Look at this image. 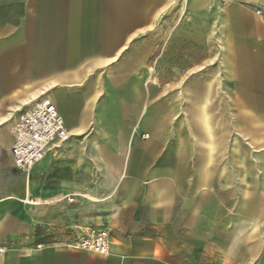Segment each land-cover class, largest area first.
<instances>
[{
  "label": "crops",
  "instance_id": "crops-1",
  "mask_svg": "<svg viewBox=\"0 0 264 264\" xmlns=\"http://www.w3.org/2000/svg\"><path fill=\"white\" fill-rule=\"evenodd\" d=\"M158 39L183 49L185 59L192 46L196 62L224 48L231 64L264 80V0H0V248L7 246L0 264H203L202 227H186L180 207L188 193L184 170L176 174L182 161L157 153L167 139L154 126L150 98L123 96L114 76L101 81L110 94H94L95 73L154 67ZM214 81L205 76L189 92L174 126L191 137L190 187L202 191L210 172L213 184L235 185L232 236L258 239L250 250L264 256V153L250 161L238 139L255 149L264 134L247 131L255 119L215 115ZM40 97L55 106L70 138L25 174L11 158L13 129ZM256 98L245 102L264 104L263 95ZM171 184L186 190L171 192ZM87 227L107 229L108 255L65 247ZM188 239L196 251L187 252ZM45 242L52 245L35 249Z\"/></svg>",
  "mask_w": 264,
  "mask_h": 264
},
{
  "label": "rangeland",
  "instance_id": "rangeland-1",
  "mask_svg": "<svg viewBox=\"0 0 264 264\" xmlns=\"http://www.w3.org/2000/svg\"><path fill=\"white\" fill-rule=\"evenodd\" d=\"M188 16L187 18H189ZM203 26L204 32L207 29L205 25ZM195 28L194 22L187 19V32L192 33ZM169 31H171V26L168 28ZM168 42L164 39L155 40L154 67L150 65L148 69L137 72L95 73L94 80L100 87L94 90V94L96 96L110 94V89L105 90L101 81L104 78L112 79L114 76L118 82L122 83V89H117L122 90L123 96L138 95L150 98V106H153L155 110L154 126L156 129L165 130V139H167L164 145L156 144L157 153L162 152L161 156L164 159H181L182 161L181 167L176 169V174L179 175L184 170L188 193L186 200L181 198L180 207L182 209L186 206L187 209L186 227H202L203 264H264L262 252L250 250V246L256 244L258 239L250 240L246 237L234 239L232 236L235 227H230L229 220L236 218L237 206L239 208V198L234 196L238 192L237 188L233 184H213L217 176L214 172L207 174L208 185L202 191L191 188L189 180L191 179L192 165L195 162L191 137L188 134V128L179 131L174 128L177 119L182 116V109L191 97L189 92L199 90L202 79L211 75L215 77L212 100L214 102L217 100V103H220L219 111H216L215 115L225 114L255 119L257 125H248L247 131L258 128L260 133L264 134V104L245 102L254 99V97L264 96V80L260 79L261 73L254 72L251 80L242 63L234 65L229 62V57L224 54V48L220 47L217 50L219 53L216 52L213 56H203L200 58L202 62H196L199 57L198 51H195L192 46H188L185 50L187 54L185 59L184 50H179L177 46L171 49L166 48ZM188 42L194 43L193 40ZM170 64H172L171 67H186L188 69L186 71H169L167 68L170 67ZM182 92L185 99L179 97ZM261 110L262 112H260ZM93 127L97 128L98 126L95 124ZM238 139L242 146L249 151L250 161L254 162V156L257 153H264L263 144L254 149L248 144L247 137L239 135ZM157 153L156 158H158ZM210 165H219V163L214 161ZM186 189L182 184L180 189L171 184V192L182 193ZM171 207L177 212L179 205L173 200ZM259 246L260 249H264V242ZM193 251H196L195 241L188 239L187 252Z\"/></svg>",
  "mask_w": 264,
  "mask_h": 264
},
{
  "label": "built area",
  "instance_id": "built-area-1",
  "mask_svg": "<svg viewBox=\"0 0 264 264\" xmlns=\"http://www.w3.org/2000/svg\"><path fill=\"white\" fill-rule=\"evenodd\" d=\"M69 138L68 130L55 106L48 98L40 97L29 104L15 123L10 148L12 161L18 171L28 174L51 148L65 143ZM77 231L78 234L65 245L66 248L98 256L108 255L109 233L106 228L87 227ZM50 245L52 243H40L35 249ZM6 247H1L0 252L6 250Z\"/></svg>",
  "mask_w": 264,
  "mask_h": 264
},
{
  "label": "bare ground",
  "instance_id": "bare-ground-1",
  "mask_svg": "<svg viewBox=\"0 0 264 264\" xmlns=\"http://www.w3.org/2000/svg\"><path fill=\"white\" fill-rule=\"evenodd\" d=\"M60 115V114H59ZM62 118V117H61ZM62 120H63V118H62ZM63 122H64V120H63Z\"/></svg>",
  "mask_w": 264,
  "mask_h": 264
}]
</instances>
